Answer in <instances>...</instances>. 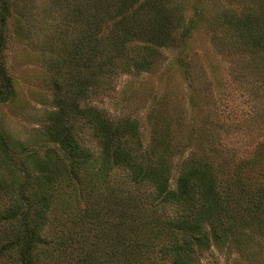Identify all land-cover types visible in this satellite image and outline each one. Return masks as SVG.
I'll return each mask as SVG.
<instances>
[{"label":"rangeland","instance_id":"obj_1","mask_svg":"<svg viewBox=\"0 0 264 264\" xmlns=\"http://www.w3.org/2000/svg\"><path fill=\"white\" fill-rule=\"evenodd\" d=\"M260 149L264 0H0V210L51 264H264Z\"/></svg>","mask_w":264,"mask_h":264},{"label":"trees","instance_id":"obj_2","mask_svg":"<svg viewBox=\"0 0 264 264\" xmlns=\"http://www.w3.org/2000/svg\"><path fill=\"white\" fill-rule=\"evenodd\" d=\"M52 126L53 124L51 127ZM228 163L229 160L224 158L223 164L226 165ZM242 163L246 170L249 171L246 177L249 178L257 176L261 173L264 174V149L257 150L249 158V160L246 159ZM81 165L80 161H77L75 164H67L66 166L68 167L65 169V172L63 171L62 175L57 178L59 179L64 175V177L60 180L63 179V182H70L71 184L74 183V185H76L77 181L74 179V174L75 172H79ZM225 167L226 166H224V169ZM30 177H32L33 182L36 177L34 175H30L29 180L26 181V186H28L27 194L29 197H32V195H38L41 191L38 193H36L37 189L34 191V187L30 185ZM262 177V180L264 181V175ZM11 187H16V182L14 180L11 183ZM58 188L59 187H57V189ZM192 188L196 189V186L194 185ZM52 193L55 194L56 192L52 191ZM36 205H39V203ZM36 205L29 201L27 209L32 216V219L30 225H27L26 228L22 227L21 221H19L17 217L20 212L17 211L16 215H14L11 219H5L2 214V209L0 210V264H43V262L45 264H51L55 262L53 258L49 259L51 257L50 255L53 253L51 252V247L49 246L51 243L45 246V248H39L40 244L43 243L41 236H43L42 234L45 229V219H38L40 207ZM42 207L45 211H47L43 204ZM21 208L23 207L21 206ZM36 239H38V241ZM60 243L61 241L57 242V245L59 246ZM90 243H92L91 240ZM52 246H56V244L54 243Z\"/></svg>","mask_w":264,"mask_h":264}]
</instances>
